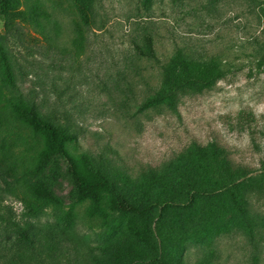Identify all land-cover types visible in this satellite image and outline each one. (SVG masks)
Returning <instances> with one entry per match:
<instances>
[{"label": "rangeland", "instance_id": "1", "mask_svg": "<svg viewBox=\"0 0 264 264\" xmlns=\"http://www.w3.org/2000/svg\"><path fill=\"white\" fill-rule=\"evenodd\" d=\"M8 1L14 11L25 5L34 8L51 29L55 24L59 28L58 41L70 46L72 22H80L74 0ZM2 2L0 44L7 36V45L13 48L9 51L28 69L22 85L25 95L35 99L40 114L76 135L68 145L73 154L108 158L126 173L130 181L124 193L129 199L140 197L141 187L159 197V181L189 173L194 143L214 140L226 149L230 161L247 167L248 177L260 174L264 0H87L83 9L91 27L84 49L74 58L51 46L24 49L43 48L41 36L17 15L12 18L17 32H6ZM146 32L160 53L188 49L194 65L211 66L209 77L198 76V90L148 103L142 81L131 88L119 82L124 56L133 40L139 41ZM53 61L64 68H48ZM38 65L48 75L42 82ZM217 176L229 179L223 171ZM245 179L238 178L229 193L217 192L169 209L157 206L141 216H113L110 227H104L102 212L77 199L67 160L55 155L31 181L42 183L58 204L44 208L39 217H26L22 202L10 192L15 181L0 166V207H7L4 212L12 213L15 221L63 228L84 256L109 255L111 246L119 244L138 254L131 264H264V241L251 240L242 223L248 210L264 224V196L247 193ZM0 264H10L9 259L3 256Z\"/></svg>", "mask_w": 264, "mask_h": 264}, {"label": "trees", "instance_id": "2", "mask_svg": "<svg viewBox=\"0 0 264 264\" xmlns=\"http://www.w3.org/2000/svg\"><path fill=\"white\" fill-rule=\"evenodd\" d=\"M74 4L80 22H72L74 35L69 47L61 40L58 41L59 28L56 24L51 29V23L34 12V8L25 5L22 11H14L12 4L3 0L1 16L6 32H17L12 20L17 15L22 23L28 24L41 36L43 48L24 46V49L32 51L51 46L59 49L61 55L68 54L74 58L84 49L86 34L91 27L83 9V6H87V0H74ZM148 28L144 27L143 31ZM2 39L0 166L15 181L10 192L22 202L26 217H39L44 213V208L58 204L42 183L31 181L42 173L55 155H61L67 160L76 186L77 199L89 201L93 211L102 212L100 220L104 227H110L113 216H141L157 206L164 205L169 209L187 200L207 199L217 192L229 193L233 187L235 189L238 178H246L242 185L247 193L264 196V158L261 160L260 174L248 177L247 167L230 161L226 149L212 140L205 145L193 144L195 150L189 159V173L184 171L183 177L159 181L158 188L162 190L159 197H155L153 191L141 187L142 195L129 199L124 193V187H129L126 184L130 181L126 173L121 172L108 158L85 153L73 154L68 145L76 139V135L65 125L57 124L51 117L39 113L35 99L25 95L22 89L24 78L29 74L26 71L28 69L19 65L16 56L9 51L13 48L7 45L8 37L3 35ZM132 44L133 48L128 49L124 56L123 67L117 76L120 83L130 88L142 81L148 93V103L170 100L180 92L190 95L192 90H198V76L209 77L212 72L209 64L194 65L190 60L192 53L188 49L176 48L167 54L160 53L155 48L151 33L146 32L139 41L133 40ZM43 56L46 57V53ZM30 65L33 66L34 62ZM48 68L62 70L64 65L53 61ZM38 69V82H42V77L48 78L47 71L40 65ZM260 135L264 139V129ZM218 171H223L229 177L227 182L218 178ZM6 208L0 207V259L5 256L10 264H34L41 260H50L54 264H131L137 258L135 250L130 252L119 244L111 246L112 252L109 255H93L90 252L84 256L78 242L63 233V228L44 229L31 222L15 221L12 213L4 212ZM242 223L251 240L264 241V224L259 222L258 217H254L248 210L244 211ZM82 256L84 259L79 261Z\"/></svg>", "mask_w": 264, "mask_h": 264}]
</instances>
